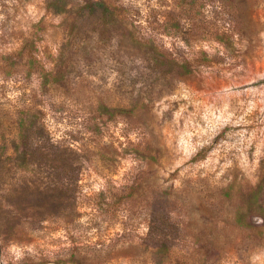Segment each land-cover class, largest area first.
<instances>
[{
    "label": "rangeland",
    "instance_id": "1",
    "mask_svg": "<svg viewBox=\"0 0 264 264\" xmlns=\"http://www.w3.org/2000/svg\"><path fill=\"white\" fill-rule=\"evenodd\" d=\"M0 264H264V0H0Z\"/></svg>",
    "mask_w": 264,
    "mask_h": 264
}]
</instances>
